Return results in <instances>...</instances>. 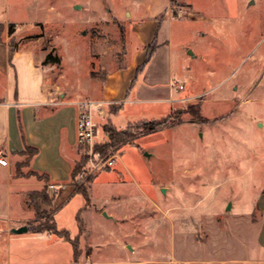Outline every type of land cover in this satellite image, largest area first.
I'll list each match as a JSON object with an SVG mask.
<instances>
[{"label":"rangeland","instance_id":"1","mask_svg":"<svg viewBox=\"0 0 264 264\" xmlns=\"http://www.w3.org/2000/svg\"><path fill=\"white\" fill-rule=\"evenodd\" d=\"M147 1L0 0V105L32 88L29 60L15 59L26 49L44 70L49 106L100 99L106 75L125 67L128 77L145 59L151 30L138 37L131 9ZM173 1V64L184 100L170 112L157 107L136 115L103 104L98 143L109 140L106 126L135 136L111 149L113 167L84 180L88 156L76 149L74 168L81 171L71 184L75 192L86 189L88 202L81 194L66 198L67 190L57 197L58 189L35 172L62 207L55 223L75 242L74 261L58 244L63 238L44 232L59 240L47 245L33 237L31 228L45 224L54 206L37 198V216L31 191L8 190L9 177L30 178L34 171L28 151L8 155L0 144V158L9 162L0 169V264H264L257 207L264 182V0ZM168 4L159 0L158 8ZM198 107L200 118L190 113ZM171 114L179 122L162 131L134 127ZM19 115L18 107L14 121ZM27 116L22 126L34 134ZM45 141L48 160L52 146ZM23 226L28 232L9 242L11 230Z\"/></svg>","mask_w":264,"mask_h":264},{"label":"crops","instance_id":"2","mask_svg":"<svg viewBox=\"0 0 264 264\" xmlns=\"http://www.w3.org/2000/svg\"><path fill=\"white\" fill-rule=\"evenodd\" d=\"M172 1L169 0V4L163 12L158 8L159 0H148L142 8L136 5L132 7L131 16L137 22L134 27L137 29L136 33L138 37H141L143 29L148 28L151 30L150 35L146 37L142 45L145 59L140 63H136L137 69L135 74L128 77H126L128 74H126L125 67L106 75V78L103 79L100 99H91V101L107 105L106 109L109 105H116L118 107L117 114L124 112L128 115H136L147 114L151 109L157 107L170 112L177 103L184 100V97L176 90V85L182 84L177 81L178 74L175 72L173 64L172 36L170 32L171 21L174 18L171 9ZM162 15L163 18L160 19ZM143 23L145 24L142 25ZM155 35L157 36L155 53L143 72L137 74L138 68L146 60L147 48L152 43ZM5 49L6 53L9 54L7 46H5ZM20 52L15 53V59L20 60L23 56H26L24 58L29 60L30 69L27 70V74H31L33 80L32 88L25 86L22 89L21 95L17 90L14 99H8L7 101L5 99L4 105H0V144L5 143V148L8 151V155H10L12 152L23 151L24 142L26 143L25 140L27 139L28 143L26 144L38 150V154L31 161L33 171L48 177V186L58 189L57 197H60L67 190L66 198H70V196L72 198L75 195H79L74 191V187L71 184L74 163L78 160L76 149L79 148L76 135L78 110L75 104L84 99H74L68 104L61 103L57 104V106H49V99L43 88L44 70L35 65L33 55L27 49L24 51V54ZM11 66L15 69L12 63ZM14 72L16 74V69ZM124 77L126 78L124 79ZM8 85L10 90L12 86L11 78H9ZM20 96L22 97L20 98ZM18 107L20 115L17 119L18 121H14V114ZM24 114L28 115L27 117L32 121L33 127H36V129L32 130L34 134L30 133L25 124L22 126L21 116H24ZM25 137L27 138L25 139ZM16 140H19V142L21 140L22 144L16 145ZM42 140H49L52 146V151L47 154L48 160L44 159L46 148H44ZM96 142L98 143L99 141L96 139ZM5 159L8 160L7 157ZM6 168L8 166H0L1 170ZM34 177H17L15 179L9 177L8 190H17L19 192L25 190L41 191L44 189L45 184ZM57 197L53 199L54 210H56L55 217L59 209L62 208L58 209L55 206V199ZM257 207L261 214L258 246L264 255V182L257 199ZM75 220L77 222V216ZM22 235L14 234L9 242L18 239ZM32 235L33 237H38L40 240H46L47 245H52L59 241L48 238V233ZM59 243L67 253H69L68 251L70 253L72 251L74 261L75 255L71 244L65 241H59Z\"/></svg>","mask_w":264,"mask_h":264},{"label":"trees","instance_id":"3","mask_svg":"<svg viewBox=\"0 0 264 264\" xmlns=\"http://www.w3.org/2000/svg\"><path fill=\"white\" fill-rule=\"evenodd\" d=\"M172 2L175 3V1H172ZM162 18H163V15L161 16L160 19H162ZM156 47H157V36L155 35L152 43L147 48L146 60L138 68L137 74L143 72V70L145 69L147 64L150 62L152 56L154 55ZM51 57L52 56H48L47 60L50 61ZM110 108H111V110H115V108H117V111H118V107L116 105H110ZM190 113L194 117L200 118L199 107L193 108V110ZM178 122H179V118L177 116L174 117L171 114V115L164 117V118H161V119H156V120H151V121H143V122L137 123L134 127L138 132H141L143 134H150L153 132L162 131L168 127H173ZM105 131L108 134V138H109L108 142L104 143V144L99 143L95 146V150L98 152H101L104 155H107L109 153L113 154L111 149L117 147L120 144L128 142L129 139H131L132 137L135 136V134L133 133L134 131L124 130L122 132H118L111 127L109 128L108 126L105 127ZM27 151L29 152L27 154V158H28L27 162L29 165V163L32 161V159L38 154V150L36 148L28 146L24 142V151L23 152L25 153ZM80 171H81L80 167L79 168L75 167L73 170V173H72V179L77 177L79 175ZM31 176H36V173L34 172ZM18 177H24L25 178L26 176L19 175ZM44 179L49 180L47 176H45ZM77 193L81 194L85 198L86 202L89 201V198H88L87 193H86V189L83 186L78 188ZM27 196H28L29 204L34 205L35 212H36L37 216L39 215V212H38V209L36 208V205L34 204V200L36 201L37 198L43 199L44 204H47L49 207H52L54 198L53 197L50 198L49 193L45 189H43L41 191L28 192ZM52 211L53 212L47 216V222L45 224H40V226L37 228H33V229L31 228V232L34 234H40V233L48 232V233H52V234H54L60 238H63L65 241H67L68 243H70L72 245L73 250H74V255H76V251H75L76 250V244H75V242H73V240L70 238L69 232H67L65 230H59L57 228L56 223H55V212H56V210L53 209ZM81 211L82 210H80L78 215H77V221L79 222L80 232L83 230L82 222H81V219L79 218V214L81 213Z\"/></svg>","mask_w":264,"mask_h":264},{"label":"built area","instance_id":"4","mask_svg":"<svg viewBox=\"0 0 264 264\" xmlns=\"http://www.w3.org/2000/svg\"><path fill=\"white\" fill-rule=\"evenodd\" d=\"M183 85H176V90H182ZM78 110L76 121V135L78 147L83 149L88 156L87 168L84 169L79 175L81 180L88 179L94 173L103 171L107 167H113L115 163L114 154L104 155L95 150V146L99 143L96 142L98 132L97 118L103 116L104 108L103 103L81 100L75 104ZM9 162L3 157L0 158V166L6 167Z\"/></svg>","mask_w":264,"mask_h":264},{"label":"water","instance_id":"5","mask_svg":"<svg viewBox=\"0 0 264 264\" xmlns=\"http://www.w3.org/2000/svg\"><path fill=\"white\" fill-rule=\"evenodd\" d=\"M11 232L16 235H22L28 232V228L27 226H23L18 229H12Z\"/></svg>","mask_w":264,"mask_h":264}]
</instances>
